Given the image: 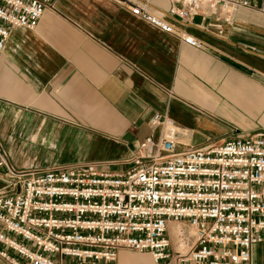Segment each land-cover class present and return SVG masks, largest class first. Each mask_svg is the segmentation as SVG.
<instances>
[{
    "label": "crops",
    "instance_id": "obj_1",
    "mask_svg": "<svg viewBox=\"0 0 264 264\" xmlns=\"http://www.w3.org/2000/svg\"><path fill=\"white\" fill-rule=\"evenodd\" d=\"M143 1L157 11L170 5L55 0L34 30L11 32L0 56V144L7 153L5 127L41 142V155L57 159L51 167L65 159L127 169L109 162L130 159L151 135L148 120L156 113L183 130L180 149L264 132V0L237 11L230 24L195 18L185 29L201 41L199 49L132 16L126 3ZM183 226L169 222V239ZM119 257L151 264L147 254ZM250 264H264V234Z\"/></svg>",
    "mask_w": 264,
    "mask_h": 264
},
{
    "label": "built area",
    "instance_id": "obj_2",
    "mask_svg": "<svg viewBox=\"0 0 264 264\" xmlns=\"http://www.w3.org/2000/svg\"><path fill=\"white\" fill-rule=\"evenodd\" d=\"M55 0H0V56L13 30H34ZM166 11L126 3L132 16L199 49L186 25L230 24L262 0H168ZM180 22L178 27L175 22ZM127 169L76 163L18 170L0 146V259L7 264H123L119 254L172 260L168 223L180 227L175 264H250L264 234V132L203 148L182 146L166 114L148 120Z\"/></svg>",
    "mask_w": 264,
    "mask_h": 264
},
{
    "label": "rangeland",
    "instance_id": "obj_3",
    "mask_svg": "<svg viewBox=\"0 0 264 264\" xmlns=\"http://www.w3.org/2000/svg\"><path fill=\"white\" fill-rule=\"evenodd\" d=\"M4 130H6V132L3 134L4 137L6 138L7 141H10V144H7V151L9 153V148L11 146V150H12V155H7L8 153L5 151V149L3 148V146L0 144V146L3 148L6 156H13V157H8L9 161L13 164V166H17L16 168L18 170H27V169H20V168H28V166H32L38 169H49L51 168V166L53 163L56 162L57 159H46L44 158L45 154L42 156L41 153L39 151H41V149H44L43 144L41 142H37V143H31L28 142L27 140H25V138L23 136H20L19 134L15 135V133L10 134V129L9 127H5L3 128ZM11 139V140H10ZM59 161H63V163L61 165H65L67 162V160H59ZM61 163V162H58ZM109 163H119V165H123L122 160L118 161V162H109ZM57 164V163H56ZM69 164V163H68ZM29 167L28 169H35ZM53 167V166H52ZM178 226V224H176ZM181 228V227H180ZM182 231L184 232V235L187 236L189 241H192V236L194 235V231L191 228H188L187 226H183ZM170 243H171V249H172V260L174 261V263L176 262V258H177V254L176 252H184L188 249V247H186L185 249H182L181 247H179V243H180V236H177V234H173L171 235V239H170ZM136 256H133L132 258L134 259ZM123 260H129L131 259L130 257H124L121 258Z\"/></svg>",
    "mask_w": 264,
    "mask_h": 264
},
{
    "label": "bare ground",
    "instance_id": "obj_4",
    "mask_svg": "<svg viewBox=\"0 0 264 264\" xmlns=\"http://www.w3.org/2000/svg\"><path fill=\"white\" fill-rule=\"evenodd\" d=\"M179 232H180V231H179V228H176V229H175V234H177V236L179 235Z\"/></svg>",
    "mask_w": 264,
    "mask_h": 264
}]
</instances>
